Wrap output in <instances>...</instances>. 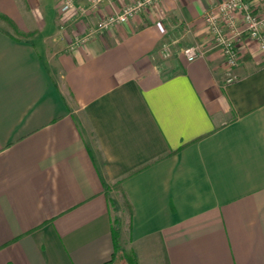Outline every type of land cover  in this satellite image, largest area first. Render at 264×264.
I'll return each mask as SVG.
<instances>
[{
    "label": "crops",
    "instance_id": "0c3cea01",
    "mask_svg": "<svg viewBox=\"0 0 264 264\" xmlns=\"http://www.w3.org/2000/svg\"><path fill=\"white\" fill-rule=\"evenodd\" d=\"M132 1L0 0L33 33L0 18V264H264V55L244 39L226 83L222 0L96 30Z\"/></svg>",
    "mask_w": 264,
    "mask_h": 264
},
{
    "label": "built area",
    "instance_id": "2783aa9c",
    "mask_svg": "<svg viewBox=\"0 0 264 264\" xmlns=\"http://www.w3.org/2000/svg\"><path fill=\"white\" fill-rule=\"evenodd\" d=\"M159 1L134 0L124 4L117 11L103 15L96 24V30H107L118 24H126L131 18ZM103 2L104 0H90L87 9L80 10L100 11ZM74 6L73 0H64L62 10L66 11ZM254 6L250 0H222L204 14V22L212 40L219 46L227 65L226 83L237 79L234 69L238 64L240 44L244 39L255 41L259 51L264 55V11L257 12ZM84 39L86 37L80 38L82 41ZM163 52L165 56L170 55L168 44H164ZM184 54L189 60H193L202 55V49L198 44H194L186 48Z\"/></svg>",
    "mask_w": 264,
    "mask_h": 264
},
{
    "label": "trees",
    "instance_id": "16d2710c",
    "mask_svg": "<svg viewBox=\"0 0 264 264\" xmlns=\"http://www.w3.org/2000/svg\"><path fill=\"white\" fill-rule=\"evenodd\" d=\"M0 18H3L5 21L8 22V24L13 28V30L16 32V34L20 35V36H23V37H28V36H31L33 33H28V34H22L15 26V24L9 19L7 18L6 16L0 14ZM115 188H117L118 190L122 191V188L120 187V185L116 184L115 185ZM122 194H123V197H124V204H125V207H127L129 209V214L130 216H132L133 214V211H132V208H131V205L130 203L128 202L125 194L123 193L122 191ZM117 224V223H116ZM119 239H120V232H119V229L116 227V225L113 226V240H114V246H115V253H113V257L111 258V260L109 261L110 262H113L115 257H116V250H118L119 248ZM125 260L128 262V264H138V261L136 259V257L132 254V253H128V255L126 256Z\"/></svg>",
    "mask_w": 264,
    "mask_h": 264
},
{
    "label": "rangeland",
    "instance_id": "374dc122",
    "mask_svg": "<svg viewBox=\"0 0 264 264\" xmlns=\"http://www.w3.org/2000/svg\"><path fill=\"white\" fill-rule=\"evenodd\" d=\"M34 43L36 44V46H38L39 48H40V43H39V41L37 40V38H34ZM113 214H114V216L115 217H117V218H120V220L122 219V218H127V215H126V213L124 212V214H121L120 215V213H118V211H115V210H113ZM125 219H124V223H126L125 222ZM125 260V259H124Z\"/></svg>",
    "mask_w": 264,
    "mask_h": 264
}]
</instances>
